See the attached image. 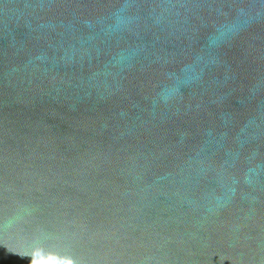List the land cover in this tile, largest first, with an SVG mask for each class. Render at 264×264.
<instances>
[{
  "label": "water",
  "instance_id": "obj_1",
  "mask_svg": "<svg viewBox=\"0 0 264 264\" xmlns=\"http://www.w3.org/2000/svg\"><path fill=\"white\" fill-rule=\"evenodd\" d=\"M0 264H264V0H0Z\"/></svg>",
  "mask_w": 264,
  "mask_h": 264
}]
</instances>
